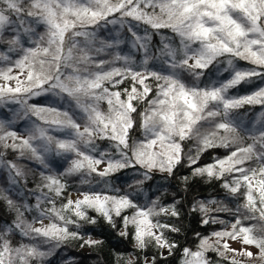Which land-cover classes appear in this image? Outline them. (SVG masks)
<instances>
[{"label": "snow or ice", "instance_id": "1", "mask_svg": "<svg viewBox=\"0 0 264 264\" xmlns=\"http://www.w3.org/2000/svg\"><path fill=\"white\" fill-rule=\"evenodd\" d=\"M108 25L127 30L131 48L143 53L139 63L121 53L126 41L119 33L99 39L95 30H88ZM163 29L171 30L178 42L161 35L160 45H153V35ZM11 54L18 58L13 61ZM221 57H229L230 77L196 83ZM0 60L10 61L0 68V103L21 104L25 116L49 125H34L21 136L8 130L12 122L0 120V148L27 155L47 170L34 189H25L34 195V205L21 199L24 193L13 199L10 190H0V200L15 213L0 230V264H34L48 255L39 243L13 244V232L53 247L69 239L81 240V247L102 245L103 240L81 235L85 223H97L90 211L113 229L119 220L118 235L134 241L136 256L117 253L112 264L167 259L164 250L171 256L181 246L169 235L180 228L166 218L179 219L182 205L175 197L168 204L160 197L137 202V190L142 191L153 171L178 179L185 191L198 178L219 181L230 197L239 194L242 199L229 208L220 200L193 198L190 211L201 214V224L223 227L208 235L197 232L195 248H182L180 264H264V111L256 121L259 128H245L236 115L245 105L264 107V87L229 95L252 78L264 79V0H0ZM234 61L251 67L238 68ZM13 68L20 71L13 75ZM126 81L130 86L121 88ZM47 92L66 96L75 112L28 103ZM138 122L143 138L130 143ZM53 130L63 137L51 134ZM97 140L111 143L100 150ZM186 141L193 142L187 152ZM217 148L229 151L200 163ZM50 154L69 160L59 174L51 172ZM253 161L257 166H248ZM6 166L11 183H21L25 170L12 161ZM180 167L189 173L178 175ZM137 168L142 179L133 177L130 191L110 195L89 188L76 198L64 197L67 177L90 184L93 175L106 178ZM33 211L38 215L27 220L25 213ZM221 213L230 214L231 221L220 218ZM229 241L241 246L234 248ZM149 248L158 251L151 259L141 257ZM210 252L218 259H211Z\"/></svg>", "mask_w": 264, "mask_h": 264}, {"label": "trees", "instance_id": "2", "mask_svg": "<svg viewBox=\"0 0 264 264\" xmlns=\"http://www.w3.org/2000/svg\"><path fill=\"white\" fill-rule=\"evenodd\" d=\"M142 29L143 26H138ZM43 29H38L42 31ZM97 32V37L99 39H109L116 36L117 33L120 34L121 39H124L126 42L120 46V51L122 54L132 55L137 63L143 57V53L137 52L132 49L130 43V36L127 33L126 29H121L115 25H108L107 27H97L95 29ZM161 35L167 36L169 39L178 42L179 38L176 37L171 30L163 29L161 30L160 35H153L152 43L153 45H160ZM153 53L157 52V48L152 49ZM12 60L18 58L17 54H11ZM101 57H106L104 53H101ZM229 57H221L219 61L214 63L213 66H210L209 69L205 70V77L201 81L196 83H203L206 80H224L230 77L231 71L229 66L226 69H223L227 65V59ZM238 68H249L247 62L244 61H234ZM156 68L159 69L160 62H155ZM10 66V61L0 60V68H7ZM119 66V65H117ZM231 69V68H230ZM191 83L192 81H188ZM130 81H126L121 88L129 87ZM155 86L154 81H150ZM260 87H264V79L262 78H252L248 83H242L237 86L235 89L229 90V95H246L250 94L253 91L258 90ZM154 95V93H153ZM24 98V97H22ZM29 104H36L40 107H50L56 108L61 111L69 110L75 112L74 106L69 102V99L66 96H57L54 92H47L40 96H33L28 99ZM102 108L106 110V105H102ZM24 106L18 103L6 102L0 103V120L5 122H12L8 130L16 131L17 133L23 132L26 133L34 125H40L43 127H49V125L44 124L39 120L38 117L29 114L28 116L24 115ZM264 111V107L261 105L249 106L245 105L243 108L238 110L236 115L243 121L245 128H259V124L256 121L260 118V112ZM138 120V118H137ZM79 122V121H78ZM51 134L63 137V133H60L56 130H53ZM243 134V133H242ZM130 143L139 139H142V132L139 128V122L137 127L130 132ZM249 141H245L247 143ZM110 141L107 140H97L96 144L100 150L108 148ZM193 146L192 141H186L184 144L185 151L187 152L189 148ZM229 150L224 148L211 149L206 152L200 160L201 164L211 162L213 156H224ZM0 152H3V162H0V190H10V194L13 199H18L20 193H24L21 198L23 201L28 202L29 204H35V197L30 192H26L25 189H34L35 186L40 183V173L46 172L37 161L31 160L25 157H21L19 152H14L10 149L4 150L0 148ZM50 162L52 174H59L63 169H65L69 160L64 156H55L50 154L47 157ZM7 161H12L17 163L22 167L26 176L20 178L21 183L13 185L11 183V173L6 166ZM248 166L255 167L256 163L253 161ZM141 170L137 169H124L120 172L114 173L109 177L100 178L98 176H91L88 179L90 184H81L79 178L67 177L68 187L64 193V197L71 195L72 193H80L88 190L89 188H94L96 190H102L110 195L122 194L124 192L130 191L128 184L133 182V177H138L142 179V176H139ZM189 169L187 167L178 168V175H187ZM105 181H107V186H105ZM142 191L137 190V202L140 204H145L150 200L160 197L162 203L168 204L173 201V197L180 202L182 207H179L181 216L179 219L176 218H166L169 222L175 224L180 228L179 233H171L170 239L175 240L181 247L174 251V254L169 256L167 250H164V255L167 259L157 258V264H180L182 257V248L183 247H192L195 248L196 243V233L199 232L201 235H208L214 230H220L222 225H203L200 223L201 214L193 213L190 211V202L193 198L202 199L205 201L216 199L222 201L229 208H235L239 203H242V199L239 194L235 197H230L227 191L220 187L219 181H212L211 183L205 182L201 179L194 180L190 187L185 191L184 185L179 182V180H174L172 178H166L165 174L158 171H153L152 179L145 181L143 185L140 186ZM116 189H119V193L116 192ZM227 197V198H226ZM19 202V201H18ZM61 198H57V206H59ZM130 211V210H129ZM38 213L33 211L31 213H25L27 220L31 221L33 217L37 216ZM89 215L96 216L97 223L95 225L84 224L80 229L81 235L91 236L94 239L103 240V244L95 247H88V249L81 247V240L69 239L63 242L59 247H53L50 244H44L43 240L31 241L26 237L21 236L18 232H13L10 236L13 244L19 243H39L42 245L43 249L48 251V255L39 262H34V264H112V260L117 253L124 255L136 256V250L133 247L134 241L131 236L121 237L118 235L119 232V220L117 221L118 227L113 229L106 221L98 216L94 212H89ZM15 218V213L10 211L4 201L0 200V230H3L8 224H10ZM220 218L231 221L232 217L228 213H221ZM48 221V222H47ZM49 220L45 219L44 224H48ZM36 226H39L37 224ZM76 230V229H70ZM158 250L155 248H149L145 252L141 253V257L147 256L149 259L156 254ZM209 257L213 260L218 259L215 253L210 252ZM223 263V261H221Z\"/></svg>", "mask_w": 264, "mask_h": 264}, {"label": "rangeland", "instance_id": "3", "mask_svg": "<svg viewBox=\"0 0 264 264\" xmlns=\"http://www.w3.org/2000/svg\"><path fill=\"white\" fill-rule=\"evenodd\" d=\"M228 67V65L224 66L223 69H226ZM229 68V67H228ZM230 71H232L230 68H229ZM20 70L17 69V68H13V75H16ZM24 77L21 76V80H23ZM0 83H4V81L0 80ZM10 83L13 84V86L15 85V81H11ZM18 135H21V136H24V135H27L26 133H23V132H19ZM101 168L104 167V165H101L100 166ZM79 193H72L71 196L72 198H76L78 196ZM48 222V221H47ZM88 236H85V239H87ZM94 239V238H93ZM229 243L231 244L232 247L234 248H239L241 245L239 243H236V242H232V241H229ZM86 249H88V246H85ZM253 251H255V249H253ZM223 264V263H221Z\"/></svg>", "mask_w": 264, "mask_h": 264}]
</instances>
